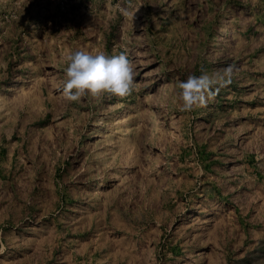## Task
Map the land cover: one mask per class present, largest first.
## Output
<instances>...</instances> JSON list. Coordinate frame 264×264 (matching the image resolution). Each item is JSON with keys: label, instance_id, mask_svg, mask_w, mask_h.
<instances>
[{"label": "rangeland", "instance_id": "374dc122", "mask_svg": "<svg viewBox=\"0 0 264 264\" xmlns=\"http://www.w3.org/2000/svg\"><path fill=\"white\" fill-rule=\"evenodd\" d=\"M78 49L134 91L68 100ZM0 264H264V0H0Z\"/></svg>", "mask_w": 264, "mask_h": 264}, {"label": "clouds", "instance_id": "9594fccd", "mask_svg": "<svg viewBox=\"0 0 264 264\" xmlns=\"http://www.w3.org/2000/svg\"><path fill=\"white\" fill-rule=\"evenodd\" d=\"M66 80L63 93L70 101L97 98L107 94L126 97L135 89V67L127 49L116 54L100 50L78 49L66 56ZM234 69L231 66L220 72L191 74L177 82L180 111L190 112L207 106L220 88L232 83Z\"/></svg>", "mask_w": 264, "mask_h": 264}, {"label": "bare ground", "instance_id": "6f19581e", "mask_svg": "<svg viewBox=\"0 0 264 264\" xmlns=\"http://www.w3.org/2000/svg\"><path fill=\"white\" fill-rule=\"evenodd\" d=\"M231 37H232V36H228V37H226V38L230 40V39H231ZM226 38H225V39H226Z\"/></svg>", "mask_w": 264, "mask_h": 264}]
</instances>
